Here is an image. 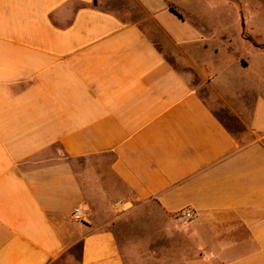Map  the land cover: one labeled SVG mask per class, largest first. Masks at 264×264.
<instances>
[{
    "label": "crops",
    "instance_id": "0c3cea01",
    "mask_svg": "<svg viewBox=\"0 0 264 264\" xmlns=\"http://www.w3.org/2000/svg\"><path fill=\"white\" fill-rule=\"evenodd\" d=\"M198 2L0 0V264H167L187 207L178 261L264 264V0Z\"/></svg>",
    "mask_w": 264,
    "mask_h": 264
},
{
    "label": "rangeland",
    "instance_id": "374dc122",
    "mask_svg": "<svg viewBox=\"0 0 264 264\" xmlns=\"http://www.w3.org/2000/svg\"><path fill=\"white\" fill-rule=\"evenodd\" d=\"M179 5L185 6L187 9H195L199 6V0H175ZM233 8H231L232 11ZM236 18L233 16V14L230 15V20L226 23V25L230 28V30L232 32H235L237 27H236ZM218 27V26H216ZM248 28V26H247ZM253 32L256 34V37L259 41L264 42V26L258 27V28H254ZM200 59V58H199ZM171 60L174 61V57L171 56ZM251 101H249L248 104L245 103L243 104V102L238 99V98H231L230 101L233 105L237 106V107H243L244 109L242 110V114L244 116V120L248 121L252 118L253 114H254V110H253V102L255 100V96H251ZM227 121V123L230 125L231 129L233 131H235V133H237L239 135V137L242 139L243 137H241L243 134H245V140L249 141L250 139H252L253 137V133L248 129V128H243L240 124H238L235 120H225ZM241 135V136H240ZM143 208V207H142ZM149 216H150V212L147 208H143L141 210H139L136 214L135 217L132 219L134 220L133 223H137V225H142L143 223L148 222L149 220ZM177 225L182 229V234L180 235V239L176 238V247H173L172 245V241H174V239H161V241L159 242L160 248H162L163 250V254H166V259H167V264H184L183 262V257L182 256V261H178V254L179 252V248L181 250V252H183L184 250L188 249L189 247V242H188V235H186L184 233V227L185 224L180 223L179 221L176 220ZM131 226V225H130ZM127 226L125 223H122L120 228L122 227V230L118 228L117 230V234L119 236V239L121 241H123L124 239V234H123V230L126 232V228L130 227ZM157 235V231L155 232V236ZM178 236V234H176V237ZM165 256V255H164ZM175 258V261H173V259Z\"/></svg>",
    "mask_w": 264,
    "mask_h": 264
},
{
    "label": "built area",
    "instance_id": "2783aa9c",
    "mask_svg": "<svg viewBox=\"0 0 264 264\" xmlns=\"http://www.w3.org/2000/svg\"><path fill=\"white\" fill-rule=\"evenodd\" d=\"M72 215L75 219H80L81 218V209L79 207H75ZM193 218H194V211L189 207L184 208L183 210H181V212H179L176 215L177 221H179L182 224H187Z\"/></svg>",
    "mask_w": 264,
    "mask_h": 264
},
{
    "label": "trees",
    "instance_id": "16d2710c",
    "mask_svg": "<svg viewBox=\"0 0 264 264\" xmlns=\"http://www.w3.org/2000/svg\"><path fill=\"white\" fill-rule=\"evenodd\" d=\"M174 10V9H173ZM175 11V10H174Z\"/></svg>",
    "mask_w": 264,
    "mask_h": 264
}]
</instances>
